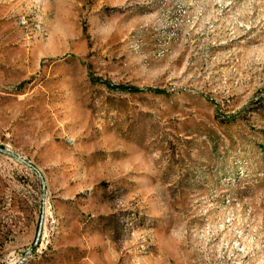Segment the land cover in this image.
<instances>
[{
  "label": "rangeland",
  "instance_id": "1",
  "mask_svg": "<svg viewBox=\"0 0 264 264\" xmlns=\"http://www.w3.org/2000/svg\"><path fill=\"white\" fill-rule=\"evenodd\" d=\"M0 264H264V0H0Z\"/></svg>",
  "mask_w": 264,
  "mask_h": 264
},
{
  "label": "bare ground",
  "instance_id": "2",
  "mask_svg": "<svg viewBox=\"0 0 264 264\" xmlns=\"http://www.w3.org/2000/svg\"><path fill=\"white\" fill-rule=\"evenodd\" d=\"M20 24L25 28H30L34 30H38L40 32H43V27L41 26V22H30V20L27 18L26 15L21 16Z\"/></svg>",
  "mask_w": 264,
  "mask_h": 264
},
{
  "label": "trees",
  "instance_id": "3",
  "mask_svg": "<svg viewBox=\"0 0 264 264\" xmlns=\"http://www.w3.org/2000/svg\"><path fill=\"white\" fill-rule=\"evenodd\" d=\"M120 89H124V90H127L126 88H120ZM131 91H134V92H139L140 90L139 89H132V88H129Z\"/></svg>",
  "mask_w": 264,
  "mask_h": 264
},
{
  "label": "water",
  "instance_id": "4",
  "mask_svg": "<svg viewBox=\"0 0 264 264\" xmlns=\"http://www.w3.org/2000/svg\"><path fill=\"white\" fill-rule=\"evenodd\" d=\"M40 233H41V227L39 228V231H38V238L40 236ZM37 243V242H36Z\"/></svg>",
  "mask_w": 264,
  "mask_h": 264
}]
</instances>
